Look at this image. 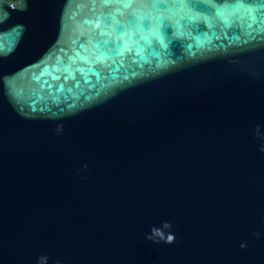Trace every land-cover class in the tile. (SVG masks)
<instances>
[{
	"label": "water",
	"instance_id": "1",
	"mask_svg": "<svg viewBox=\"0 0 264 264\" xmlns=\"http://www.w3.org/2000/svg\"><path fill=\"white\" fill-rule=\"evenodd\" d=\"M264 0H0V264H264Z\"/></svg>",
	"mask_w": 264,
	"mask_h": 264
},
{
	"label": "clouds",
	"instance_id": "2",
	"mask_svg": "<svg viewBox=\"0 0 264 264\" xmlns=\"http://www.w3.org/2000/svg\"><path fill=\"white\" fill-rule=\"evenodd\" d=\"M261 151H264V148H262Z\"/></svg>",
	"mask_w": 264,
	"mask_h": 264
}]
</instances>
